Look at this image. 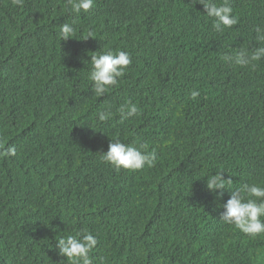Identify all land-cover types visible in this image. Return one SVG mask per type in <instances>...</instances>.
<instances>
[{"label": "trees", "instance_id": "obj_1", "mask_svg": "<svg viewBox=\"0 0 264 264\" xmlns=\"http://www.w3.org/2000/svg\"><path fill=\"white\" fill-rule=\"evenodd\" d=\"M230 3L238 24L216 32L193 0H95L80 14L69 0H0V264H71L57 241L84 230L93 264H264V235L220 221L232 191L264 186V59H221L264 46V0ZM108 51L132 63L97 98L90 55ZM128 100L141 114L122 122ZM116 139L155 166L107 164ZM217 172L233 180L222 195L206 186Z\"/></svg>", "mask_w": 264, "mask_h": 264}, {"label": "clouds", "instance_id": "obj_2", "mask_svg": "<svg viewBox=\"0 0 264 264\" xmlns=\"http://www.w3.org/2000/svg\"><path fill=\"white\" fill-rule=\"evenodd\" d=\"M24 0H14V3L22 6ZM71 11L74 14L89 13L94 7L95 0H69ZM193 3L203 6L208 18L212 21V28L216 32H224L238 24V18L233 14V7L230 0H193ZM255 39L264 45V25L254 27ZM75 28L73 24L64 23L60 26L59 36L63 41L73 39ZM92 34H88V38ZM91 71L88 79L92 82V92L97 97H103L114 87L118 86L120 78L124 77L126 70L132 63L131 57L125 51L113 53H92ZM227 65L249 66L254 62L264 59V46L256 47L251 52L240 50L235 53H225L221 57ZM200 95L198 91H193L190 98L196 101ZM121 121L138 117L141 109L130 100L126 101L118 108ZM112 113L108 109L97 113L101 122L111 118ZM145 148V150H141ZM102 159L116 170L138 171L145 167L152 168L156 163L155 152H149L145 146L138 148L132 144H126L119 139L112 140L108 145V151L102 154ZM222 172V171H221ZM221 172L207 175V189L213 193L223 194V190L232 189L233 180L231 176L225 179ZM223 212L220 221L234 226L240 232L256 237L264 235V186L258 184H243L241 187L231 192L230 198L221 205ZM98 240L89 231L84 230L76 235H67L57 241L59 255L65 257L71 264H93L90 253L97 247Z\"/></svg>", "mask_w": 264, "mask_h": 264}]
</instances>
